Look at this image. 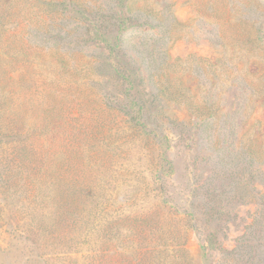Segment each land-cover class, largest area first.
Returning a JSON list of instances; mask_svg holds the SVG:
<instances>
[{
  "label": "rangeland",
  "instance_id": "rangeland-1",
  "mask_svg": "<svg viewBox=\"0 0 264 264\" xmlns=\"http://www.w3.org/2000/svg\"><path fill=\"white\" fill-rule=\"evenodd\" d=\"M0 264H264V0H0Z\"/></svg>",
  "mask_w": 264,
  "mask_h": 264
}]
</instances>
